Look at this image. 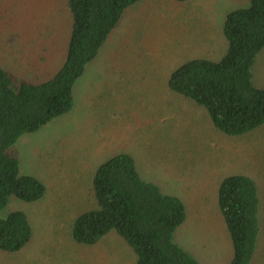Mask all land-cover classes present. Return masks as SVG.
Masks as SVG:
<instances>
[{
	"label": "rangeland",
	"instance_id": "1",
	"mask_svg": "<svg viewBox=\"0 0 264 264\" xmlns=\"http://www.w3.org/2000/svg\"><path fill=\"white\" fill-rule=\"evenodd\" d=\"M53 1L0 0V67L31 79L27 66L9 53L22 48L24 31L35 37L34 27L51 23ZM247 6L236 0H143L125 12L76 81L72 110L21 136L9 150L20 173L36 178L46 193L34 204L12 197L0 211L1 218L26 213L34 230L20 252L0 251V264H135L132 249L114 232L92 248L70 241L74 217L92 205V173L119 152L135 159L146 181L184 202L187 219L173 242L200 264L230 262L217 189L227 175L251 176L262 195L253 264H264V127L243 137L223 135L203 110L167 87L170 74L190 59H221L225 18ZM252 74L254 86L264 89V48Z\"/></svg>",
	"mask_w": 264,
	"mask_h": 264
},
{
	"label": "trees",
	"instance_id": "2",
	"mask_svg": "<svg viewBox=\"0 0 264 264\" xmlns=\"http://www.w3.org/2000/svg\"><path fill=\"white\" fill-rule=\"evenodd\" d=\"M141 1L54 0L53 21L34 27L35 37L30 30L22 33V48L9 54L27 66L31 79L0 67V211L12 197L27 204L44 197L45 187L20 173L19 161L9 150L21 136L72 110L76 81L125 12ZM236 1L248 6L227 14L222 27L227 50L221 59H190L167 82L172 94L203 110L213 128L228 137L264 127V89L252 81V67L264 48V0ZM90 190L92 205L71 224L74 246L92 248L114 232L132 249L135 264H200L173 242L187 219L184 202L141 177L130 154L119 152L101 163L91 175ZM261 205L259 186L251 176L234 173L219 183L217 206L232 248L228 264H253L261 238ZM33 237L26 213L11 211L0 217L1 252L18 253Z\"/></svg>",
	"mask_w": 264,
	"mask_h": 264
}]
</instances>
